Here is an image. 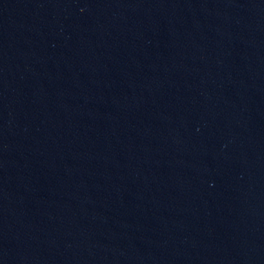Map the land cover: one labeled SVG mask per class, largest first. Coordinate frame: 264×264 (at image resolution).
<instances>
[{
	"label": "water",
	"instance_id": "water-1",
	"mask_svg": "<svg viewBox=\"0 0 264 264\" xmlns=\"http://www.w3.org/2000/svg\"><path fill=\"white\" fill-rule=\"evenodd\" d=\"M0 264H264V0H0Z\"/></svg>",
	"mask_w": 264,
	"mask_h": 264
}]
</instances>
